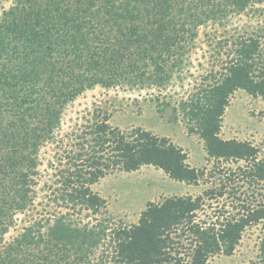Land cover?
I'll list each match as a JSON object with an SVG mask.
<instances>
[{
  "label": "trees",
  "instance_id": "1",
  "mask_svg": "<svg viewBox=\"0 0 264 264\" xmlns=\"http://www.w3.org/2000/svg\"><path fill=\"white\" fill-rule=\"evenodd\" d=\"M263 1L15 0L2 10L0 264H209L215 255L233 254L245 229L264 222V158L251 141L221 136L237 90L264 98V49L257 34L238 36L224 69L204 75L179 102L189 131L204 141L207 159L240 163L224 174L218 168L224 175L220 186L198 196L149 201L131 225L110 227L109 218L80 224L68 211L29 220L10 241L5 235L17 213L33 203L41 149L55 140L70 102L96 85L110 88L152 79L163 85L172 77L171 66L161 75L164 64L172 59L175 67L183 61L201 25ZM151 64L155 77L146 69ZM108 119L104 114L87 124L78 136L79 150L67 155L71 166L62 172L60 198L68 209L93 215L104 211L107 201L91 185L115 169L130 172L152 165L187 184L208 175L205 168L189 165L183 148L169 137L142 127H114ZM216 176L211 172L210 177ZM242 183L249 188L261 183V191L257 197L248 192L237 214L215 210L209 219L200 218V212L208 214V203L212 207L209 201L225 196L229 185ZM232 189L234 193L236 187ZM106 243L95 260L93 254Z\"/></svg>",
  "mask_w": 264,
  "mask_h": 264
},
{
  "label": "rangeland",
  "instance_id": "2",
  "mask_svg": "<svg viewBox=\"0 0 264 264\" xmlns=\"http://www.w3.org/2000/svg\"><path fill=\"white\" fill-rule=\"evenodd\" d=\"M14 1L0 0V13ZM247 34L260 36L264 49V1L250 5L242 13L230 14L225 20L219 19L201 25L194 45H187L184 50L183 61L175 67H172V59L164 64L161 75L172 69V77L164 82L161 80L163 85L157 81L153 82V79L149 80V83L124 82L110 88L96 85L70 102L64 111L55 140L41 149L33 203L25 211L17 213L15 224L5 235V241H10L16 236L29 224V220L54 218L68 211L71 219L80 221V224H96L109 218L110 227L131 225L138 222L141 211L149 201H161L170 195L198 196L211 186H220L224 171L240 163L214 162L207 159L204 141L198 134L189 131L179 109V102L203 82L204 75L210 72L220 73L224 69L227 53L233 47L234 40ZM153 53L158 54L156 51ZM147 68L148 75H157L154 64ZM104 114L108 115V122L114 127H142L160 136L169 137L183 148L189 165L205 168L208 175L197 184H187L171 179L162 169L152 165L142 166L130 172L115 169L91 185L94 192L106 199L104 211L93 215L87 210L77 212L68 209L60 198L63 186L60 180L62 172L71 166L68 165L67 155L79 150L80 147L76 145L78 136L83 133L87 124L95 119H102ZM221 136L226 139L251 141L260 150L259 157L264 158V98L252 96L243 89L237 90L225 111ZM218 168L222 169L223 174L218 173ZM211 172L217 176L210 177ZM223 180L227 181L226 178ZM235 187L234 194L232 188ZM259 187L261 183L256 184L254 188H249L247 183H242L238 188L229 185L225 196L209 201L212 207L208 203V214L202 211L200 218L209 219L215 210H223L227 215L237 214L248 192H253L257 197L261 191ZM263 243L264 222L261 221L245 229L233 254L215 255L209 264H264ZM106 245L107 243L93 254L95 260H98Z\"/></svg>",
  "mask_w": 264,
  "mask_h": 264
}]
</instances>
